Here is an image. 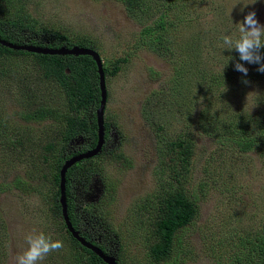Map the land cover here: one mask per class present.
Listing matches in <instances>:
<instances>
[{
    "label": "rangeland",
    "instance_id": "obj_1",
    "mask_svg": "<svg viewBox=\"0 0 264 264\" xmlns=\"http://www.w3.org/2000/svg\"><path fill=\"white\" fill-rule=\"evenodd\" d=\"M7 1L14 7L0 1L5 35L6 20L21 10L39 30L26 38L47 44L60 34L72 42L86 41L108 68L118 61V70L104 75L106 139L98 154L79 162L73 173L71 199L82 232L103 244L116 264H153L147 247L159 194L182 187L195 198L196 214L175 233L168 261L245 264L242 256L248 253H238L239 242L262 233L264 220L263 142L243 154L234 146L221 151L215 134H204L197 122L202 111L201 121L215 115L224 128L237 122L241 130L228 133L232 139L245 134L264 139L255 125L264 122V73L240 61L234 49L222 50V36H238L236 23L249 11L264 25V0L247 6L251 0H135L131 12L122 0ZM155 19L162 27L148 42L149 35L140 30ZM5 62L0 65V125L13 144L0 143V264H14L33 229L63 242L39 264H80L74 256L82 257L81 252L67 237L55 206L56 162L42 161V146L55 140L51 127L58 121L22 117L39 103L65 112L62 93L52 82L28 75L23 68L27 57ZM235 62L244 64L247 76L234 70ZM212 75L227 81L212 91L211 101L208 95L201 101L199 88L211 85ZM95 109V104L80 109L79 116L90 120ZM13 135L24 143L14 145ZM181 139L187 143L170 142ZM85 142L75 137L62 149L57 146L55 155L72 154ZM180 151L187 152L186 177L179 176Z\"/></svg>",
    "mask_w": 264,
    "mask_h": 264
},
{
    "label": "trees",
    "instance_id": "obj_2",
    "mask_svg": "<svg viewBox=\"0 0 264 264\" xmlns=\"http://www.w3.org/2000/svg\"><path fill=\"white\" fill-rule=\"evenodd\" d=\"M0 1H2L6 7H14L13 4H9L7 0ZM122 2L125 5L126 11L131 12L132 7H137L135 0H122ZM5 23L9 33L7 32V35H5L0 27V39L12 44H30L33 46L48 48H70L71 46L76 45L81 48H91V46L84 40L72 42L67 37L60 34H53V39L47 44H41L33 39L26 38L24 36L25 34L35 30V21L27 17L21 10L15 12L13 18H9ZM161 27L162 21L160 19H155L150 25L144 26L140 30V33L149 35V42V40L152 41L151 34L158 31ZM38 31L39 30H35L34 33H37ZM47 31L49 30H41V32L44 33ZM261 54L264 55V48L261 49ZM17 56L27 57L29 62L28 64H24L23 68H26L25 71L28 72V75H35L37 80L52 82L54 87L62 93L65 102L66 111L62 113L58 112L60 111L58 107L44 103H39L32 110L22 113V117L26 119V121H43L44 119L50 118L58 121L55 127H51L52 129H55V140L42 146V150L46 152L45 155H42L43 163H47L48 160L56 162V172H54L52 176L54 183L58 185V168L62 165L63 161L69 158L72 154H61L57 152L55 155V148L60 145L58 149H62L73 138L83 137L86 139L85 146L75 152L81 153L87 147L91 148L96 140L95 117L92 116V118L88 120L79 116L80 109H85L92 104H95L96 108L98 106L99 94L96 66L89 56L74 57L70 55H41L21 50L15 51L0 46V65L6 66L5 59H11ZM262 62H264V60H262ZM117 63L118 61L113 63L110 68L101 63L103 75H111L115 73L118 70ZM255 65L257 66V64ZM0 72H3V67H0ZM210 79L209 84L211 85L206 88H199L201 101L206 99L207 95L209 101H211L212 91L227 81V78L223 75H212ZM201 113L202 111L199 113V119L197 122L198 128L202 129L203 133L206 135H210V133L215 134L212 136L216 138L215 141L219 144V150L229 151L230 148L234 146L236 153L243 154L255 150L260 142H263L264 145V139L256 137L255 135L249 136L248 134H245L238 137L234 136L235 138L232 139L228 133L235 135V133L237 134L240 132L238 131L239 129L241 130V126L237 122L226 123L224 128V126L221 127L218 124L215 115L211 116L209 119L201 121ZM205 124L210 126L211 129L206 131L203 128ZM255 125L257 127V133L262 132L264 134V122L262 120L257 121ZM233 126L235 128H233ZM103 127H106L105 123H103ZM13 136L15 137L14 145L24 143L22 137L17 138L15 135ZM104 138L105 136L103 139ZM25 139L28 140L27 138ZM170 142H177V145H184L187 143L184 139ZM0 143L5 145L13 144V139L9 136L8 131L1 127V125ZM179 154L182 155L180 160L184 163L181 169L183 172H181L179 176L184 175L186 177L187 168L185 165L187 160L185 161L184 156L187 155V152L180 151ZM82 162H87V160L80 161V163ZM78 164L79 163L68 168L64 176V195L67 217L72 228L77 231L80 236L86 241L90 240L89 242L91 244L98 247L104 254H107L105 250L106 247L101 243L92 241L88 231L82 232L83 230H81V228L84 227L80 228L78 225L80 224V218L77 215L71 199L72 184L75 179L73 173ZM55 197L58 199V188H56ZM194 201L195 198L182 187H178L175 190H161L157 200L159 209L151 223L152 229L147 247L148 256L153 264H174L173 259H171L172 262H169L168 260L173 256L174 243L177 240L175 238V233L183 230L185 225L195 217L196 208L194 206ZM55 206L59 211L60 208L57 201L55 202ZM259 230L262 231V233H257L258 235L254 238L244 237L239 242L238 247L240 250L238 253L244 254V252H242L244 249H246V252L248 253V255L242 256L247 257L245 264H264V220L260 225ZM64 231L70 242L79 248V251L82 253H80L82 257L74 256L75 261L79 260L80 264H103L98 257L92 254L89 250L81 247L75 240H73L70 234L65 230V227Z\"/></svg>",
    "mask_w": 264,
    "mask_h": 264
},
{
    "label": "clouds",
    "instance_id": "obj_3",
    "mask_svg": "<svg viewBox=\"0 0 264 264\" xmlns=\"http://www.w3.org/2000/svg\"><path fill=\"white\" fill-rule=\"evenodd\" d=\"M255 3L256 0H251L250 3L244 4V6ZM237 4L239 3L233 4L232 7ZM236 24L238 25L239 35H223L222 50L232 51L234 49L238 53L240 61L257 64L256 70L264 73V62H262L264 55L261 54V49L264 48V25L256 19L254 11H249L244 15L243 20L238 21ZM226 64L222 67L221 72ZM234 70L247 76L248 69L240 62L234 63ZM25 241L27 247L15 256L14 264H39L49 253L58 251L63 247L62 241L53 240L44 232L35 229L25 236Z\"/></svg>",
    "mask_w": 264,
    "mask_h": 264
},
{
    "label": "water",
    "instance_id": "obj_4",
    "mask_svg": "<svg viewBox=\"0 0 264 264\" xmlns=\"http://www.w3.org/2000/svg\"><path fill=\"white\" fill-rule=\"evenodd\" d=\"M0 46H3L5 48L11 49V50H21L28 53H35V54H41V55H57V56H64V55H70V56H89L95 63L96 71H97V79H98V94H99V101L98 106L95 109V124H96V141L94 146L85 152L73 155L69 157L68 159L64 160L62 165L60 166L58 170V199L57 202L59 204L60 208V216L63 222V225L65 227V230L70 234L71 238L75 240L81 247L89 250L92 254H94L96 257H98L103 264H116L113 257H111L108 254H104L98 247L91 244L90 242L86 241L82 236H80L77 231H75L67 217V211H66V201H65V195H64V182H65V172L68 168H70L75 163L91 159L95 155L98 154L100 151L102 145H103V137H104V131H103V111H104V105L106 101V89L104 84V75L102 72V65L101 60L98 56V54L92 50L87 48H81L76 45L71 46L70 48H48V47H38L33 46L30 44H12L8 41L0 39Z\"/></svg>",
    "mask_w": 264,
    "mask_h": 264
},
{
    "label": "flooded vegetation",
    "instance_id": "obj_5",
    "mask_svg": "<svg viewBox=\"0 0 264 264\" xmlns=\"http://www.w3.org/2000/svg\"><path fill=\"white\" fill-rule=\"evenodd\" d=\"M104 139H106V135H105V138H104ZM95 141H96V140H95ZM94 144H95V143H94ZM93 146H94V145H93ZM93 146H92V147H93ZM92 147H91V148H92ZM91 148L89 147L88 149H85V150L82 151V152H85V151H87V150H90ZM101 148H102V147H101ZM100 150H101V149H100ZM78 151H79V150H78ZM76 152H77V151H76ZM82 152H81V153H82ZM76 154H79V153H75V152H74V153H72L71 156L76 155ZM71 156H70V157H71ZM95 156H96V155H95ZM92 158H93V157H92ZM67 159H68V158H67ZM65 160H66V159H65ZM81 161H82V160H81ZM79 162H80V161H79ZM79 162H77V163H79ZM77 163H75V164H77ZM75 164H74V165H75ZM60 166H61V165H60ZM72 166H73V165H72ZM59 168H60V167H59ZM59 168H58V170H59ZM66 171H67V170H66ZM72 185H73V184H72ZM72 188H73V186H72ZM71 193H72V190H71ZM59 212H60V209H59ZM60 217H61V216H60ZM61 220H62V219H61ZM77 233H78V232H77Z\"/></svg>",
    "mask_w": 264,
    "mask_h": 264
}]
</instances>
